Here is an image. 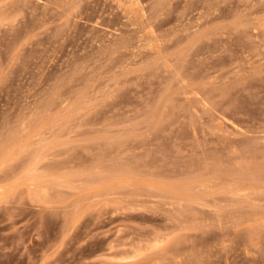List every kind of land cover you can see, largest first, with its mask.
I'll use <instances>...</instances> for the list:
<instances>
[{
  "label": "rangeland",
  "instance_id": "374dc122",
  "mask_svg": "<svg viewBox=\"0 0 264 264\" xmlns=\"http://www.w3.org/2000/svg\"><path fill=\"white\" fill-rule=\"evenodd\" d=\"M0 264H264V0H0Z\"/></svg>",
  "mask_w": 264,
  "mask_h": 264
}]
</instances>
